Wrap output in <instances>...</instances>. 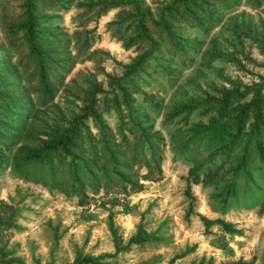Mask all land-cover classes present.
Segmentation results:
<instances>
[{
  "label": "trees",
  "instance_id": "16d2710c",
  "mask_svg": "<svg viewBox=\"0 0 264 264\" xmlns=\"http://www.w3.org/2000/svg\"><path fill=\"white\" fill-rule=\"evenodd\" d=\"M15 1L21 8L18 14L6 5L8 1L0 0L5 17L20 24L5 33L10 44L20 42L26 50L19 75H0V167L7 161L5 151L17 146L11 157L17 175L77 196L81 203L89 198L88 190L97 194L118 188L116 191L126 196L142 192L141 181L161 177L166 144L151 118L135 107L136 94L152 111L160 107L155 96L143 91L136 79L153 60L162 65L159 60L164 53L187 62L194 47L184 32L189 28L209 31L217 24L220 13L240 0H166L155 13L141 0L91 1L84 13L86 23L73 34L51 16L66 7L68 0ZM112 10L119 12L108 23V31L124 49L137 47L145 55L105 90L98 76L111 78L102 67L110 53L94 49L101 36L86 24ZM78 61L93 63L95 70L79 74L68 84L66 80ZM165 69L172 72L171 67ZM31 91L40 93L37 102ZM195 110L208 116V122L196 124L188 132L180 128L171 136V145L184 146L193 163L187 179L189 196L191 186L201 183L224 185L227 196L243 177L254 182L258 176L264 184V87L225 91L195 107H179L170 119L186 113L184 119L188 122ZM112 111L120 119L116 130L103 120V115ZM260 211L264 214V198ZM202 219L226 233L240 234L224 221ZM110 229L116 239L112 220ZM152 238L153 234L140 232L129 245ZM116 248L117 252L122 250L117 241ZM76 264L101 263L98 258H83Z\"/></svg>",
  "mask_w": 264,
  "mask_h": 264
},
{
  "label": "rangeland",
  "instance_id": "374dc122",
  "mask_svg": "<svg viewBox=\"0 0 264 264\" xmlns=\"http://www.w3.org/2000/svg\"><path fill=\"white\" fill-rule=\"evenodd\" d=\"M6 1L15 14L20 12L18 1ZM91 1L97 0H68L66 7L51 16L73 34L86 23L84 13ZM141 1L155 13L166 0ZM3 10L0 2V75L14 78L26 48L20 42L13 45L7 41L5 31L20 24L5 17ZM118 12L112 10L86 24L101 36L94 49L110 53L102 67L111 78L98 76L105 90L145 55L137 47L124 49L108 31V23L115 20ZM183 36L194 47L187 62L164 53L159 60L162 65L153 60L136 79L143 91L159 101L158 110L152 111L142 96L133 95L135 107L151 118L165 140L161 177L141 181L144 190L127 196L119 194L118 188L97 194L88 190L89 198L81 203L79 197L42 182L23 180L11 160L18 147L5 151L7 161L0 167V264H76L83 258H98L101 264H264L262 179L255 176L250 182L247 177L240 178L230 196L224 185H192L189 196L187 179L193 163L184 146L171 145V136L180 128L188 132L196 124L207 123L209 117L195 110L188 122L184 119L186 113L170 119L179 107H195L225 91L264 87V0H240L221 12L209 31L189 28ZM78 62L66 83L81 73L94 72L93 63ZM167 66L172 72L165 69ZM30 95L34 102L40 98L39 92L31 91ZM103 120L113 130L120 124L114 111L103 115ZM230 178L231 172L226 175V179ZM202 217L233 225L240 234L207 225ZM111 220L116 239L110 229ZM140 232L153 234L154 238L129 245ZM116 241L122 248L120 252Z\"/></svg>",
  "mask_w": 264,
  "mask_h": 264
}]
</instances>
